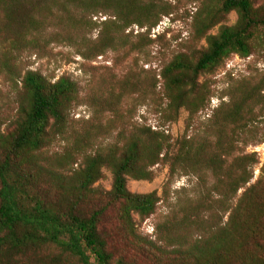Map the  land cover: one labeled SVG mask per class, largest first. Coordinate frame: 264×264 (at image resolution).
Segmentation results:
<instances>
[{
    "label": "trees",
    "instance_id": "16d2710c",
    "mask_svg": "<svg viewBox=\"0 0 264 264\" xmlns=\"http://www.w3.org/2000/svg\"><path fill=\"white\" fill-rule=\"evenodd\" d=\"M181 1L0 0V46L11 53L36 49L47 35L64 38L59 31L74 42L67 32L88 21L104 36L94 57L107 44L126 55L142 53L165 39L151 33ZM195 3L193 35L205 47L176 54L152 77V92L160 87L165 100L153 105L159 121L205 111L213 95L203 77L231 56L264 52V0L189 1ZM232 13L236 22L229 26ZM97 17L105 21L93 22ZM133 27L136 35L128 32ZM119 33L125 41L116 40ZM130 38L139 45L130 46ZM7 68L21 96L14 117L0 121V264H264V161L248 151L264 144V72L233 81L227 101L206 123L173 139L122 112L132 95L146 104L141 73H125L118 92L112 88L102 100L82 95L71 77L52 81L37 71L17 77ZM83 105L112 118L70 133L69 117ZM117 128V142L87 154L101 134ZM64 138L62 156H45ZM159 166L168 167L171 179L194 178L195 196L145 235L139 225L155 215L162 198L132 193L128 182H152ZM104 170L112 175L109 191L96 186Z\"/></svg>",
    "mask_w": 264,
    "mask_h": 264
},
{
    "label": "rangeland",
    "instance_id": "374dc122",
    "mask_svg": "<svg viewBox=\"0 0 264 264\" xmlns=\"http://www.w3.org/2000/svg\"><path fill=\"white\" fill-rule=\"evenodd\" d=\"M170 1L174 3L175 0ZM189 1L182 0L177 13L173 17L163 19L162 23L152 31V39L162 34L166 35L165 39L155 46L146 48L142 53L134 52L126 55V51L121 49L119 45L107 44L104 46L105 54L101 57H94L97 47H102L105 44L104 36L101 27L92 26L88 21L67 32L73 37L74 42L66 40L65 32L59 31L64 38L47 35L36 49L11 53L7 46H0V121L6 123L14 117L21 96V86L15 83V78L11 77L7 64L12 71H16L17 77L18 75L19 77L24 76L28 71L40 72L52 81H56L62 76L71 77L78 83L82 95H90L102 100H105L112 88L118 92L117 85L123 75L127 72H133L137 75L142 74L140 76L144 79L145 99L147 101L145 106H141L139 102L142 99L139 95H132L124 99L125 102L121 107L123 114L131 115L133 122L155 127L158 130H166L173 139L187 133L190 135L193 127L206 123L213 111L222 102L227 101L225 91L233 81L264 72V52H257L247 59L231 56L214 75L203 77L202 81H205L212 91L211 101H218V107L213 108L210 102V106L205 111L200 112L192 119L187 112H182L176 122H168L165 119L159 121L154 115L157 111L154 106L164 105L165 100L160 87L152 92V77L159 73L162 67L176 54L189 53L195 48L205 47V42H197L193 35V14L196 13L198 3L189 4ZM102 21H105V18H93V22ZM235 22L236 15L232 13L229 15L226 24L231 26ZM130 31H134V35L139 32L136 27L131 28L128 32ZM125 35L119 33L115 34L114 37L116 40L125 41ZM127 41L130 46L140 43L133 38L127 39ZM142 67L148 73L143 74L141 72ZM206 114H209V118ZM111 118L112 115L109 113L99 116L94 107L83 105L70 115L68 130L70 133L89 130L96 125H106ZM118 132L119 129L117 128L112 133L101 134L102 136L87 150V154L102 151L117 142ZM70 135L67 136L69 141H71ZM65 139H59L47 149L44 153L45 156L52 158L62 156L68 146ZM248 151L256 152L261 162L264 161V144L250 147ZM79 160L82 161V158ZM71 168L69 167V169ZM155 173L156 177L152 182L132 180L128 182V190L132 193L149 194L157 192L158 196L162 198L155 215L139 225V231L145 235H152L154 225L164 220L178 207L179 203L181 204L195 196L193 189L196 180L194 178L171 179L167 166L156 167ZM255 174L257 176L258 171ZM104 176V179L98 182L96 186L109 191L112 186V175L104 170ZM135 220L139 221L137 217Z\"/></svg>",
    "mask_w": 264,
    "mask_h": 264
},
{
    "label": "built area",
    "instance_id": "2783aa9c",
    "mask_svg": "<svg viewBox=\"0 0 264 264\" xmlns=\"http://www.w3.org/2000/svg\"><path fill=\"white\" fill-rule=\"evenodd\" d=\"M211 102V106L213 107V108H216V107H218L217 106V102L215 101V100H212V101H210ZM206 116L209 118V114H206ZM152 129L154 130V131H157L158 129L157 128H155V127H152ZM161 131H164L166 134H167V131L166 130H161Z\"/></svg>",
    "mask_w": 264,
    "mask_h": 264
}]
</instances>
